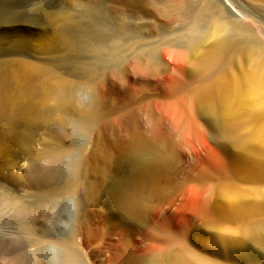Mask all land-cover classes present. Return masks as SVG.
I'll return each instance as SVG.
<instances>
[{"label": "rangeland", "instance_id": "obj_1", "mask_svg": "<svg viewBox=\"0 0 264 264\" xmlns=\"http://www.w3.org/2000/svg\"><path fill=\"white\" fill-rule=\"evenodd\" d=\"M135 1L0 0V138L7 131L12 130L13 132L10 141L6 144L0 139V177L27 176L29 178L55 179L63 183L78 180L79 182L84 181V184L96 185L98 189L103 190L105 189L106 171L112 170L113 164L121 159L123 150L131 142L133 132L138 129L163 144V149L169 156L172 166L171 180L179 188H183L181 190L183 191L181 193L183 198L182 195L180 196L183 203H185V198L189 199V201L186 199L187 207L181 203L180 198H176L177 200L180 199L179 202L173 200L175 206H172V211L180 204L177 208H180L181 205L185 207V212L181 209L183 207L180 208L181 213L186 214L188 212L193 215L191 211L195 210L196 212L195 206L203 197H207L205 199L211 206L231 210L232 207H228L233 204L231 198L235 192V194L240 193L239 196L236 195L239 200L244 198V201H249L248 203L251 201V207L252 205L253 207L256 206L257 211L263 210L261 212H264V208L262 209V205L264 206L263 174H257L259 177L262 175L260 178L253 174L250 177L254 178L255 175L256 179L253 180L243 175L244 178L241 176L242 174L237 173L235 177H228L226 180L220 172V165L225 161L238 169L241 168L240 172L251 156L260 158V160L257 158L259 162L263 161L264 163V109L255 102H244L238 106L235 103L236 107L233 108L234 105H232L229 108L216 98H208L207 100L201 98L202 101L203 99L214 101L212 103L216 105L215 108L212 103H209L210 101H203L209 105L206 108L205 104H201L200 99H198L200 105L195 107L193 104L198 101L191 99L193 88L195 89L204 83H212L215 80H224L226 75L229 77V80L227 77V79L225 78L228 81L240 79L242 74L246 73L245 70L248 71L252 68L251 63L244 59L236 57L230 59L228 57L224 59L221 66H216L211 71L205 72L201 75L203 77L199 76L200 79L192 77L188 71L189 62L194 57H198L197 55H200L202 50L209 48L213 39L203 38V41L205 39L203 45L202 40L197 39L194 35L189 34L187 36L185 34L184 36L178 31L183 28L185 23L181 18L177 19L174 16L175 8L180 7L177 6L180 4L177 3L178 0H141L138 3ZM194 1L197 2L198 0ZM194 1L191 2L194 3ZM199 1L200 8L203 7L201 12L204 20L208 14L207 11L209 14L220 13L217 8H214L211 1ZM236 1L238 0H234L237 4ZM241 1L243 0H239L237 6L239 8L244 7V11L251 20L258 26L264 27V0L257 1L258 3L255 1V6H252L253 1ZM169 18H171L170 21L172 19L173 22L175 21V25L172 21H168ZM178 20L179 22H177ZM201 23L199 22V24ZM102 24L106 27L99 29ZM240 25L243 24L240 23ZM129 29L132 30V34H130ZM126 31L129 33L128 38L125 36ZM179 33L183 35L180 36ZM175 35L180 38H176ZM251 36L259 41V44H264L263 35L251 33ZM133 37H135L134 40ZM192 38L194 41L199 40L202 43H200L201 46L198 41V44H194V41H191ZM185 40L189 44L192 42V48L196 45H199V48L191 49L192 52H189L188 56L189 58L191 55L190 61H187L188 65L185 66L181 75L175 73L173 67L168 68L167 72L163 73L159 68L149 66L146 55L152 53L159 56V52L164 48L167 51L171 49L168 46L170 43H185ZM262 46L264 47V45ZM140 51L142 53L137 55L136 53ZM99 58L104 61L98 65L100 67L95 73H91L92 64ZM138 66L142 68L140 71L137 70ZM169 76L176 79V84L173 87L165 88V78ZM215 100H218L217 102L220 103L221 107L217 102L218 105L215 103ZM199 102L196 103V106ZM180 103L183 104L182 108L181 105L179 106ZM89 106L97 107L99 116L98 121L96 119L95 123L91 124L87 123L88 113L86 109ZM209 108L211 111L206 110ZM236 109L238 110L235 111ZM213 110L222 115V127L215 123V119L211 115ZM227 112L228 114H226ZM171 116H175L173 118L178 120H172ZM190 127H192V131H190ZM225 131L231 133V139H227L229 136ZM23 134H29V141H27L25 149L21 146ZM260 139L262 143L259 142ZM237 141L239 144H236ZM227 142H235V146L233 143L228 145ZM224 145L228 146L224 147ZM248 155L250 156L248 157ZM50 159L54 162L53 165H50L48 169L42 166ZM242 159L246 161L243 162ZM257 159L255 160L257 161ZM247 179L250 183L245 182ZM217 180H220V183L216 182ZM252 180L255 181V184L251 182ZM231 182L237 185L231 184V186H235H230L234 188L231 190L232 193L227 185ZM225 184L229 191L228 189H221L226 187ZM217 186L220 187L216 188ZM242 187L245 188L239 191V188ZM73 188L76 190L75 186ZM225 190L231 194L222 195ZM227 194L231 195L230 198ZM223 196L224 198H222ZM227 197L228 199H226ZM244 203L246 204V202ZM260 204H262L261 207ZM110 208L117 217H120L113 207ZM256 209L254 210L256 211ZM255 211L253 216L257 217ZM97 212L98 208L94 206L93 238L95 240L101 233ZM195 212L194 214L199 218L201 217V220L205 217L201 214L197 215L199 213ZM261 212L256 213L257 215L260 214L258 215L260 221L257 220L259 223L264 222V213L261 214ZM193 216L191 223L194 224V227L191 224L190 237H188V239H192L188 242L193 243H190V248L193 249L195 245H201L197 248H200V251L203 250V256L207 254L206 257L214 254L216 247L220 252L225 251L222 247L221 238L217 234L222 228L221 222H225L222 220L220 221L221 224L217 225L218 219L221 218L216 220L203 219L205 222ZM168 217V215L165 216V219ZM255 217L252 218L250 215L249 218L254 221L249 218L248 221L251 220L250 223L252 221L256 223ZM207 220L213 222L216 230L208 227L211 223ZM229 220L232 219H228V225L226 223L223 225H227V228L230 227L232 231H229L233 232L232 236L237 239L240 235H238L239 232L234 235L236 231H233V227L237 225L239 231L245 226L242 223L244 221L241 222L237 219L242 225L238 222L239 225H234L235 220L232 221L234 224L231 222L232 224L229 226ZM4 222L3 218V225L7 227ZM213 226L211 225V228ZM192 228H195L193 229L194 232ZM224 229L222 230L225 232ZM234 229L236 230V228ZM169 230L172 231L169 222L160 221V224H151L147 231L162 235ZM212 230L215 231L214 234L211 232ZM222 230L220 233H223ZM203 232H207V234ZM165 233L159 239L161 244L171 243L175 236V239H181L183 236L168 233L169 237H167L168 235ZM192 234L199 237L194 238ZM215 234L216 240H214ZM103 237L106 239L107 249L110 253L116 254L120 245L126 251L123 260L134 256L133 244L128 243L126 237L122 239L110 230L103 234ZM184 240L185 237L182 238V241ZM200 240L202 242L207 241L206 245ZM212 241L216 242L215 245ZM99 242L103 241L99 240ZM172 247L177 249L180 245L175 243ZM211 247L214 248L211 249ZM257 249V247L252 246L248 248L249 251L247 250L246 254L248 252V256L252 255L251 257L256 258L257 253L262 254ZM205 251L207 252L205 253ZM228 251L233 253V249L229 248ZM253 261L256 263L258 260L253 259Z\"/></svg>", "mask_w": 264, "mask_h": 264}, {"label": "bare ground", "instance_id": "obj_2", "mask_svg": "<svg viewBox=\"0 0 264 264\" xmlns=\"http://www.w3.org/2000/svg\"><path fill=\"white\" fill-rule=\"evenodd\" d=\"M140 1L141 0H136L135 2L138 3ZM191 1L178 0L177 3H180L177 4V6H180L178 7V9L175 5L176 11L174 13L175 14L174 16L177 19L181 18L185 22L183 28H181L178 31L180 33H183L184 36L185 34H187V36L189 34L194 35V37H196L197 39H201L202 43L205 41V39L203 41V38L206 39L212 38L213 39L212 44L210 45L209 48H206V50L204 51L202 50V53L200 55H197L198 57H194V59H191L190 61L189 58L191 57V55L188 58L190 54L189 52H192L191 49H193L194 47L199 48V45L198 46L196 45L192 48L191 45L192 42L189 44L188 41L186 43V40L185 43L182 42H175L172 44L170 43V45L168 46L171 49L170 50L168 49L167 51L164 50L165 48L164 49L162 48L163 50L159 52V56H156L155 54L152 53H150L149 55L145 54L148 58L149 66L151 68L157 67L160 70H162L163 73L167 72L168 68L173 67L175 73L181 75L183 73L185 66L188 65L187 61H190L188 68L190 75L192 77H198L200 79L199 76H201L205 72L211 71L216 66H221L225 58L230 57L231 59V57L232 58L236 57V58L244 59L251 63L252 68L249 69L248 71L245 70L246 73H243L240 79L237 78V80L234 79L232 81H228L229 77L226 75L223 78L224 80L222 79L215 80L214 82L211 81L212 83H208V84L204 83L205 85L202 84L195 89L193 88L191 93V99L194 101L195 100L198 101V99H200L202 101L201 98H206V100L208 98L209 99L216 98L218 100H221L224 103V105H226V107L229 108L232 105H234L232 106L234 108L236 107L235 106L236 104L238 106V104L240 105L241 103L244 102H255L261 105V107L264 109V47L262 46L264 44H259L260 42L256 41V39L252 37L253 35L251 36V33L261 34L264 36V27L255 24L251 20L250 16L244 11V7H242L243 8L242 9L237 6V4H239V0L236 1L238 2L237 4L234 2V0H208L211 1L214 8H217V10H219L221 14L220 13L218 14L217 12L209 14V11H207L208 14L205 16L206 17L205 20L203 13L201 12L202 11L201 9L203 7L200 8V1L198 0L196 2L193 0L194 3ZM251 1L254 2V4L251 5L255 6L256 5L255 3L260 0H249L248 2ZM171 18H169L168 21H170ZM171 21L173 25H175L174 24L175 21L173 22V19ZM177 22H179V20ZM199 22L202 23L199 24ZM240 23H242L243 25H240ZM104 24L100 25L99 29L105 28L106 26ZM131 31L129 29L130 34H132ZM126 33L127 34H125V36L128 38L129 33L127 31ZM125 36L124 38H126ZM178 37L179 36H177L176 38ZM134 38L135 37H133V40ZM191 41H194V39L192 38ZM197 41L199 44L201 43L199 42V40ZM197 41L195 40L193 43L196 44ZM164 44L166 45L167 43L165 42ZM141 51L143 52L142 49ZM141 51L136 54L138 55L142 53ZM102 61L104 60H102L101 58L97 59L95 63L92 64L93 67L92 70H90V72L95 73V71L98 70L97 68L100 67V66L98 67V65H100ZM246 68L248 67L246 66ZM141 69H142L141 66H138L137 70L140 71ZM212 77L214 78V76ZM226 77L228 78V80H226L227 79ZM175 84H176V79L173 78L172 76L165 78V82H164L165 88L173 87ZM24 87L26 86L24 85ZM206 100L203 99V101L205 102H209V101H210L209 103L214 102L211 100L209 101ZM203 101L201 102V104H205ZM217 101L215 100V103ZM198 102L195 101V104L193 105H195V107H198L200 105L199 102V104L196 106V103ZM217 103L219 104V107H221L220 103L219 102ZM212 104L214 105V103ZM180 105L182 108L183 104L180 103L179 106ZM205 105L206 108H208L209 105H207V103ZM215 107L216 105H214V108ZM210 108L213 109L212 107ZM210 108L206 110L211 111ZM86 110L88 113L87 123L88 124H91L93 122L95 123V120L99 117L97 113V107L89 106L87 107ZM237 110L238 109H236L235 111ZM174 112L176 113V111ZM211 113L213 119H215V123L219 127H222L223 125L222 115L217 113L215 110H213ZM226 114H228V112ZM171 117L172 120L177 119V118L176 119L173 118L175 116H171ZM192 127L194 128V126ZM192 127H190L191 128L190 131H192ZM12 133L13 132L11 130L2 134L0 138L1 141L4 144L9 142ZM226 134H228L229 136L227 139L228 140L231 139L230 138L231 133L226 132ZM261 139L259 142H261ZM27 141H29V134H23V139L21 144L23 149H25L24 147L27 146ZM227 143L229 145V143H233V142H227ZM236 144H239V142ZM162 145L163 144H161L159 141L153 139L152 137L147 136L142 131L136 129L132 134L131 142H129V144L123 150L121 154L122 156L121 159H118V161L115 164H113L112 170L110 169L106 171L105 189L103 190L98 189L96 185L93 184L90 185L89 183L84 184V181L79 182L77 179H76L77 181H72L71 183H63L62 181L58 182L55 179L29 178L27 176L8 177V178L0 177V264H264V222L261 221L262 223H259L260 218L258 215L260 214L258 215L256 214L258 212L260 213L263 210L257 211L256 206H254L255 207L254 208L253 205L252 208L251 207L252 202L250 201L251 203L250 204L248 203L249 201H244V198H241L239 200L238 194L240 193L235 194L234 192V196L231 198L233 202L232 204L233 206L231 205L228 207V208L232 207L230 208L231 210L229 209L223 210L221 208L220 209L217 208L216 206L215 207L211 206L205 199L207 197L201 198L202 200H200L199 203L196 204L197 206H195V208H197L196 212L199 213L197 215L201 214L205 216L203 217V219L205 220L206 219L216 220L218 218H221L218 219L219 220V222L217 221L218 224L215 223L216 221L214 223L217 225L222 223L221 224L222 228L220 229V232L222 229L225 228L224 229L225 232L222 230L223 233L220 232L217 233L221 238L220 239L218 237L221 240L222 247H224L223 249L225 251L220 252L216 249L217 247L215 246L216 248L214 250V254L212 253L213 252L212 251L211 252L212 255L211 256L209 255L210 257L209 256L206 257L207 254L203 256L204 254L202 253L203 250L200 251L201 249L197 248L200 247L201 245H195L193 249L190 248V243L192 242L190 241L189 243L188 240H192V239H188V237H190L189 233L191 230V224H193L191 223L192 221L191 218L193 215H195L193 217H198V218L199 216H196V214H194L195 210L191 211L193 215H191L188 212H187L188 214L184 213L185 214L184 215L183 213L180 212L181 207H183L184 205L185 207H187L186 203L187 200L189 201V199L185 198L186 197L185 196L184 197L185 203H183V200L180 197L182 195L181 193L183 191L181 190H183V188L182 189L179 188V186L174 184V181L171 180L170 175L172 173L171 172L172 166L170 163L169 156L164 151L163 149L164 146ZM226 146L224 145V147ZM249 156L250 155H248V157ZM253 157L254 156H251L252 159L251 158L247 159L246 157L247 161L242 159L243 162L246 161L244 167H242V172H240L241 168L238 169L233 164L229 163L228 161H225V163H222V165H220L221 167L220 172L222 174V177L228 180V177L230 178H232V176L235 177L237 173L242 174L241 175L242 177L245 176L248 178L252 177L253 174L264 175V172L262 173V171H264L263 161L259 162L260 158H258L257 156L256 157L259 160L255 157L254 158L257 159V161L255 159L253 160ZM53 163L54 162L52 161V159H50L47 162L43 163L44 165L42 166L48 169V167L50 165H53ZM25 169H23V172H25ZM260 177H262V175ZM254 178H250V179L255 180L256 178L255 179ZM253 180L251 182H253ZM219 181L220 180H217L216 182L220 183ZM245 182L246 183L249 182L248 179L247 181L245 180ZM218 183H216V185H219ZM253 183L255 184V181ZM229 184H227L229 187L225 184L226 187H223L221 189L224 190L230 188L231 191L234 189L231 187L237 186L236 184H234V182L233 183L231 182ZM231 184L232 185L234 184L235 186H231ZM74 186L76 190H73ZM219 187L217 186L216 188ZM243 188L245 187L239 188V191H241V189ZM228 191L227 190H225V192L223 191L222 195L228 193ZM232 192L233 191H231V193ZM242 193L244 192L242 191ZM247 194L249 193L247 192ZM184 195H186V193ZM224 196L222 198H224ZM230 196L228 195L229 198ZM228 197L226 199H228ZM176 198H180L182 200L181 203L184 205L183 206L181 205L180 208H177V206L180 205L178 203L179 205H177L175 208L178 210H175L173 208L174 210L172 211V206H175L174 202L180 201V199L177 200ZM244 202H246V204ZM259 203L261 202L259 201ZM261 205L262 204H260V207ZM94 206L98 208L97 220L99 221V228H100L99 230L101 231L97 240L93 238V233H94L93 207ZM110 207H113V209H115V211L118 212L120 217H117L113 213V211H111ZM185 207L181 209L184 210ZM222 207L225 208V206ZM263 208L264 206L262 205V209ZM254 209H256V211ZM254 211H255V215L258 218L253 216ZM262 213L264 212H261V214ZM167 215L169 217L165 219V216ZM250 215H252V218L254 217L256 218L255 219L256 223L253 222L254 221L253 219L249 218ZM225 216L229 218H226ZM3 218L5 220L4 223L5 225H7V227L6 226L4 227L3 225ZM222 218H224L225 220ZM248 218L253 221L250 223L251 220L248 221ZM199 219L201 220V217ZM228 219H232L231 221L229 220V226L232 223L234 224V222L232 221L235 220L236 223L234 225L240 223L239 221H237V219L240 220L241 222L242 221L245 222V223L242 222L243 224H245V226H243L242 229H239V231L238 228L236 227L237 225L233 227V231H236L234 232V235L235 233L237 234L239 232L238 235L240 236L237 237V239H234V237L232 236L233 235V232H231L232 229L230 227H228L229 229L227 228ZM258 219L259 221H257ZM210 220L207 221L211 223ZM222 220L227 225H223L225 224L223 222L220 223V221ZM160 221L169 222V225L172 227V231L169 230L166 233L164 232L165 234L167 235L168 233H172V234L175 233L176 235L180 234L183 235L182 238L185 237V240L182 241V238L175 239L176 238L175 236V238H173L175 240L171 238L172 239L171 243H162V244L159 243V239L161 238V236H164V233L160 235V233H150L147 230L151 224H155V223L160 224ZM211 225L213 226V222L211 223ZM211 225H209L208 227H210V229H214V226L213 228H211ZM192 227H194V224L192 225ZM234 228H236V230ZM193 229L195 228H192V231ZM210 229H208L209 232ZM109 230L112 231L115 235L121 237L122 239L126 237L128 239L127 242L133 244V248H134L133 257L127 260L125 259L123 260L126 251L125 248L120 245L118 246L116 254L110 253V251L107 249L106 239L103 237V234L109 232ZM214 230L211 231L213 232V234L215 232ZM203 233L207 234V232H203ZM199 236L196 235V237L194 236V238H198ZM167 237H169V235ZM215 238H216V234L214 240H216ZM99 240L103 242H99ZM175 243H178L180 247L176 249L177 247L176 245V247H174L175 249H173L172 245H174ZM202 243H205L206 245L207 241ZM215 243L213 245H215ZM205 245L204 248H206ZM252 246L257 247L259 249V252L261 251L262 254L260 253L258 254L257 253L258 249H257L256 250L257 254L255 255L256 258L251 257L252 255L248 256L247 255L248 252L246 254V251L248 250V248ZM213 248L211 247V249ZM229 248L233 249V253L229 252L231 250L228 251ZM199 252H201L202 254ZM206 252L207 251H205V253ZM253 259L254 260L256 259L258 261L254 263Z\"/></svg>", "mask_w": 264, "mask_h": 264}]
</instances>
